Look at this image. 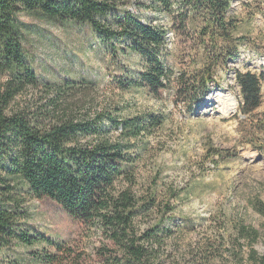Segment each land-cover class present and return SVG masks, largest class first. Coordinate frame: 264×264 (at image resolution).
<instances>
[{
  "label": "trees",
  "instance_id": "obj_1",
  "mask_svg": "<svg viewBox=\"0 0 264 264\" xmlns=\"http://www.w3.org/2000/svg\"><path fill=\"white\" fill-rule=\"evenodd\" d=\"M132 1L137 12L120 10L115 0H0V77H5L0 87V252L14 244L30 248L49 243L58 253L73 255L72 250L63 249L64 244L21 230L25 197L48 198L88 232L100 236L96 251L102 264H155V247L161 245L165 230L170 232L163 225L175 208L161 206L157 190L140 182L141 150L137 146L161 130L165 118L149 114L118 119L110 112L80 115L83 105L76 98L95 84L41 79L25 49L33 29L18 18L25 13L47 25H89L109 49L128 44L126 49L145 62L136 85L156 92L165 89L171 78L164 53L169 35L174 33L191 42L205 62L196 78L181 80L191 103L204 100L210 84L216 83L214 70L228 60H237L244 45L241 22L231 14L234 0ZM148 11L162 18L155 22L145 13ZM235 78L242 96L241 114L252 117L254 133L258 129L264 132V115L255 120L252 116L263 104L264 73L237 71ZM29 92L35 100L32 103L23 100ZM256 150L264 153V144ZM215 155L237 157L216 149ZM179 195L172 190L169 202L177 201ZM251 205L264 217L260 198ZM154 216L159 220L148 223ZM259 236L254 228H238V237L250 248L246 264H264V254L254 249ZM33 257L36 262L62 264L54 254Z\"/></svg>",
  "mask_w": 264,
  "mask_h": 264
},
{
  "label": "rangeland",
  "instance_id": "obj_2",
  "mask_svg": "<svg viewBox=\"0 0 264 264\" xmlns=\"http://www.w3.org/2000/svg\"><path fill=\"white\" fill-rule=\"evenodd\" d=\"M115 1L120 10L137 12L134 1ZM145 13L155 22L162 18ZM231 14L241 22L244 45L237 60H228L214 70L213 78L220 85L212 82L207 97L194 104L187 99L181 80L196 78L205 62L191 42L174 33H170L164 53L171 78L165 89L156 92L136 85L145 62L126 49L128 44L109 49L89 25H47L25 13L18 17L33 29L25 49L41 79L95 84L76 98L83 105L80 115L110 112L118 119L149 114L165 118L163 128L137 146L141 150L140 182L157 190L161 206L175 208L163 225H168L170 232L165 230L161 245L155 247V264H246L250 248L238 237L241 225L259 232L254 249L264 254V217L251 205L256 198L264 202V153L256 150L264 144V132L258 129L259 133H254L252 117L246 119L241 114L242 96L235 78L237 71L264 73V0H234ZM4 81L5 77H0V87ZM262 94L263 104L252 115L253 120L264 115V82ZM23 100L35 101L31 92ZM215 149L237 157L220 159L212 156ZM172 190L180 195L169 202ZM25 198L21 230L64 244L63 249L72 250L73 255L58 253L49 243L30 248L14 244L0 252V264H45L34 261L33 254L41 258L57 255L62 264H102L96 251L100 236L88 232L53 200ZM158 220L154 216L147 222Z\"/></svg>",
  "mask_w": 264,
  "mask_h": 264
}]
</instances>
